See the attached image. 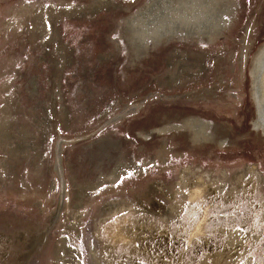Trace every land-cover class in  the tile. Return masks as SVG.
<instances>
[{"label": "rangeland", "instance_id": "1", "mask_svg": "<svg viewBox=\"0 0 264 264\" xmlns=\"http://www.w3.org/2000/svg\"><path fill=\"white\" fill-rule=\"evenodd\" d=\"M150 1L0 0V264H264V0H236L216 41L136 52L124 21Z\"/></svg>", "mask_w": 264, "mask_h": 264}, {"label": "bare ground", "instance_id": "2", "mask_svg": "<svg viewBox=\"0 0 264 264\" xmlns=\"http://www.w3.org/2000/svg\"><path fill=\"white\" fill-rule=\"evenodd\" d=\"M172 1L173 0H165V2H167L166 7H173V5L170 3ZM184 1L187 4L181 3ZM184 1L180 0L179 2V0H176L175 5H177V10L174 9V11L176 10L174 23H171L169 26H156L149 29L148 26L140 25L141 20L145 21V19L149 18V15H147L146 13L151 10V7H153L154 5H160V2H163V0H151L132 16L127 17V19L124 21L123 34L126 35V40L130 48H132L133 51L136 52H145L144 50L149 46L150 43L153 46H156L157 44H160L164 41H170L173 39H191L198 41L204 40L207 43H211L213 40H215L216 37L221 35L230 24L231 18L235 13V8L238 5L236 0H207L208 2L205 3H201L196 0H193V3H190V0ZM91 14L93 15L94 13ZM77 15L81 17L85 16L83 14ZM47 26L48 25L42 26V30L46 29ZM169 62L170 61L168 60V68L171 66ZM191 62L193 64H197L198 68H200L199 61L191 59ZM182 78L183 73L180 69L178 70V68H176L172 77L173 83H179ZM255 107L256 118L258 119L257 124L259 127H262L264 131V56L262 57V59H260L255 75ZM210 126V124L204 123L197 119L187 118L181 122L180 128L188 133L191 143L198 144L201 142H208L212 139V135L209 132L211 128ZM154 131L164 132L166 131V128H158L154 129L153 132ZM217 147H219L218 144ZM144 225L146 227H150V225L147 223ZM127 237L130 241L125 246H133L134 243H136V238H134V236L129 237L128 235ZM27 258L28 256L26 257V259Z\"/></svg>", "mask_w": 264, "mask_h": 264}, {"label": "crops", "instance_id": "3", "mask_svg": "<svg viewBox=\"0 0 264 264\" xmlns=\"http://www.w3.org/2000/svg\"><path fill=\"white\" fill-rule=\"evenodd\" d=\"M127 55H128L127 63H129V66H131L132 64L137 63L139 59H141L142 57H144V55L139 54V56H137V57L134 58V57H131L128 52H127Z\"/></svg>", "mask_w": 264, "mask_h": 264}, {"label": "flooded vegetation", "instance_id": "4", "mask_svg": "<svg viewBox=\"0 0 264 264\" xmlns=\"http://www.w3.org/2000/svg\"><path fill=\"white\" fill-rule=\"evenodd\" d=\"M47 14H48V16H49L48 18H53V13H52L51 11H49ZM94 14H95V13H94ZM91 15H92V14H90V16H91ZM48 18H47V19H48ZM37 22H38V25H39V26H40L41 23H43L42 21H41V23H40V20L38 21V19H37ZM45 25H49V24L44 23L43 26H45ZM39 26H38V27H39ZM36 27H37V26H36ZM39 29H40V28H39ZM46 29H47V30H51V29H52V26L49 25V26L46 27ZM46 29H44V30H46ZM44 30H43V31H44ZM109 56H110V55H109ZM28 153H30V152H29V149H28ZM119 174H120V173H119ZM119 176H120V175H119ZM119 176H117V177H119ZM59 260H60V259H59Z\"/></svg>", "mask_w": 264, "mask_h": 264}]
</instances>
